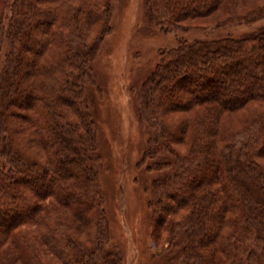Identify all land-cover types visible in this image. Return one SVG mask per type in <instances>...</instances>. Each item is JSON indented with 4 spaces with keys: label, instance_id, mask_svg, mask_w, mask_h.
<instances>
[{
    "label": "trees",
    "instance_id": "16d2710c",
    "mask_svg": "<svg viewBox=\"0 0 264 264\" xmlns=\"http://www.w3.org/2000/svg\"><path fill=\"white\" fill-rule=\"evenodd\" d=\"M112 1L0 0V51L6 41L10 48L0 73V264L19 259L6 244L20 247L27 223L43 226L63 264L119 263L106 248L97 127L85 94L111 29ZM238 2L250 0H146V16L165 32L207 27L191 20L224 5L232 13L219 26L264 18V4L237 13ZM227 78L233 85L224 88ZM241 111L251 114L229 131ZM139 114L155 128L144 160L158 159L152 169L161 173L149 202L155 242L178 247L175 264H264V25L163 50L142 85ZM189 132L181 152L176 145ZM34 174L36 184L14 189ZM46 182L53 186H37ZM68 212L92 229L90 244L71 233Z\"/></svg>",
    "mask_w": 264,
    "mask_h": 264
},
{
    "label": "rangeland",
    "instance_id": "374dc122",
    "mask_svg": "<svg viewBox=\"0 0 264 264\" xmlns=\"http://www.w3.org/2000/svg\"><path fill=\"white\" fill-rule=\"evenodd\" d=\"M239 3L232 5V9L243 13L251 7L264 4V0H250L246 5ZM226 7H216L206 17L191 20L195 26L203 23L208 25L207 27L165 32L157 24L148 21L146 0L112 1L111 29L103 39L94 61V81L87 83L85 94L97 127L98 161L95 166L105 196L110 227V241L106 248L113 252L112 258L115 256L118 264H175L173 257L175 252H178V247L171 246L168 249L161 240L155 242L152 236V210L149 202L153 180L161 173L152 169L158 159L144 160L147 143L155 128L140 118L141 89L160 61L163 50L175 47L184 40L191 42L227 35L238 37L264 25L262 18L254 23L240 21L219 26L216 22L232 13V10L229 11ZM11 14V9L7 8L4 21L6 26ZM92 28L89 40H92L98 31V26ZM9 49L6 41L0 51V73L6 64ZM232 83L229 78L225 79L224 88L228 84L232 86ZM17 103L22 106L25 102ZM250 114V111L234 113L227 123L229 131L240 127L245 115ZM169 117L173 121L178 118V114ZM189 136L190 132L182 145H176L181 152L187 150ZM34 143L39 158L45 160L46 153L44 154L38 143ZM260 160L264 162V157ZM38 179L37 174L28 180L21 177L19 185L14 189L21 192L23 185L31 187ZM37 186L42 190L53 184L46 182ZM19 209L22 211L23 208ZM67 214L74 224L71 233L85 244H90L86 236L92 229L80 224L69 212ZM0 223L4 225L3 222ZM44 232L43 226L35 223L22 225L19 231V238L22 240L20 247L6 244V248L10 247L19 255L15 264H63L44 241Z\"/></svg>",
    "mask_w": 264,
    "mask_h": 264
}]
</instances>
